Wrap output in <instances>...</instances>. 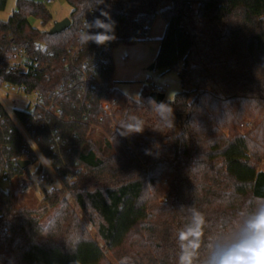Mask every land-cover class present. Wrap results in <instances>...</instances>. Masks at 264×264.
<instances>
[{
    "label": "trees",
    "instance_id": "obj_1",
    "mask_svg": "<svg viewBox=\"0 0 264 264\" xmlns=\"http://www.w3.org/2000/svg\"><path fill=\"white\" fill-rule=\"evenodd\" d=\"M64 1L71 24L58 34L31 24L54 21L46 3L17 0L0 20V86L40 94L14 116L62 185L37 182L43 207L17 208L19 177L40 167L19 165L25 137L0 101V264H111L64 194L119 264H219L251 243L264 214V0ZM159 16L155 69L182 86L160 105L150 84L136 100L113 82L114 49L149 41ZM19 53L26 73L10 68Z\"/></svg>",
    "mask_w": 264,
    "mask_h": 264
},
{
    "label": "rangeland",
    "instance_id": "obj_2",
    "mask_svg": "<svg viewBox=\"0 0 264 264\" xmlns=\"http://www.w3.org/2000/svg\"><path fill=\"white\" fill-rule=\"evenodd\" d=\"M32 1L46 3L47 8L54 17V21L47 26H43L37 19L31 18V24L41 30H50L53 27L54 22L69 18L72 12V8L64 0H53V2L48 3V0ZM16 2L17 0H8L5 11L0 12V20H7L12 15L16 9ZM165 28L166 20L163 16H159L152 26L149 41L130 46L120 45L113 51V60L115 64L114 76L118 81H120V83H116V86L133 99H139L141 90L146 84L154 86L155 90L158 89L163 91L166 96V100H172L174 96L182 90L181 82L176 72H164L162 70L151 69L152 65L156 61L160 48V39L164 35ZM0 99L4 107L10 112H14L15 110L30 111L36 102V97L34 95L26 96L19 89L5 90V93L0 94ZM116 130L120 129L117 128ZM95 136L96 139L101 137L111 139V136L104 133L101 128H96ZM42 159L44 160V158ZM34 168L35 167H32L31 170H34ZM51 173L54 179L52 181L54 190L60 189L62 185L59 178L52 170ZM30 185V191L27 194L17 197L16 206L17 208L39 210L43 207L40 187L38 186L37 181H33ZM2 187L4 190H9L8 184L2 183ZM13 190L16 191L17 189L13 188ZM63 197L74 207L90 236L94 238L101 245V247H103L107 262L111 264H119V261L113 253L106 250L104 247L103 242L97 235L95 226L90 223L87 215L77 207L75 201L70 195L64 194ZM57 208L58 206L48 208V210L43 214L42 222H45L49 217H51Z\"/></svg>",
    "mask_w": 264,
    "mask_h": 264
},
{
    "label": "built area",
    "instance_id": "obj_3",
    "mask_svg": "<svg viewBox=\"0 0 264 264\" xmlns=\"http://www.w3.org/2000/svg\"><path fill=\"white\" fill-rule=\"evenodd\" d=\"M48 2H53V0H48ZM30 65H31V62H29V60H27L26 57L22 53H19L18 55L14 56V59L10 63V68L11 69H17L21 73H26L27 69ZM8 89H12V90L19 89L26 96L34 95L36 97V102L34 103L32 109H34L35 107H39V106L43 105V100H42V98L38 92H33L31 94H28L25 87H16V86L4 84V85L0 86V94L5 93V90H8ZM0 101H1V99H0ZM102 108L104 110V114L108 115L113 120V116L117 112V109L113 108L112 105L109 103L102 104ZM46 110L52 111V110H50V108H47ZM10 113L13 115L14 119L19 124V121L14 116V112H10ZM60 113H61V111L57 110V109L54 112V114L57 116ZM20 128H21V131L25 137V141H24V144L22 146V154L20 156L19 162L20 161H29L30 164L27 167H29L30 169L32 167L36 168L37 167L36 165L38 164L40 169H39L36 180H33L26 175H21L19 177V186H18L17 190L15 191V195L17 197H20L21 195L27 194L30 191V187H31L30 184L33 183V181L43 183V184L48 186L49 190H54V187L52 186V181L54 179H53L51 170L56 175L55 171L51 168L50 164L47 161L42 159L43 156H42L41 152L39 151L35 141L29 135L28 131L24 127H22L21 125H20ZM112 128L114 130H116L117 128L120 129L116 124H114L112 126ZM33 161H35V164L34 163L32 164ZM76 180H77V178L74 176H70L67 179L68 182H75ZM2 182L9 185L10 180H9V177L7 174H5L2 177Z\"/></svg>",
    "mask_w": 264,
    "mask_h": 264
},
{
    "label": "clouds",
    "instance_id": "obj_4",
    "mask_svg": "<svg viewBox=\"0 0 264 264\" xmlns=\"http://www.w3.org/2000/svg\"><path fill=\"white\" fill-rule=\"evenodd\" d=\"M253 227L257 231L255 239L221 258L219 264H264V214L259 216Z\"/></svg>",
    "mask_w": 264,
    "mask_h": 264
},
{
    "label": "water",
    "instance_id": "obj_5",
    "mask_svg": "<svg viewBox=\"0 0 264 264\" xmlns=\"http://www.w3.org/2000/svg\"><path fill=\"white\" fill-rule=\"evenodd\" d=\"M71 24V21L69 18H66L62 21H56L54 22L53 24V27L50 29V34H58V33H61L63 31H65ZM155 63L152 65L151 69L152 70H155ZM151 98L154 100L155 103H157L158 105L162 104L163 101L165 100V94L161 93V92H153L151 94ZM30 164L29 161H20L19 162V165L22 167V168H26L28 165Z\"/></svg>",
    "mask_w": 264,
    "mask_h": 264
},
{
    "label": "crops",
    "instance_id": "obj_6",
    "mask_svg": "<svg viewBox=\"0 0 264 264\" xmlns=\"http://www.w3.org/2000/svg\"><path fill=\"white\" fill-rule=\"evenodd\" d=\"M113 82H114V84H115V86H116V83H120V81H118L116 78H115V76H114V78H113ZM117 87V86H116ZM155 92L156 91H159V92H161L160 90H154ZM164 94V93H163ZM165 99H166V96H165Z\"/></svg>",
    "mask_w": 264,
    "mask_h": 264
}]
</instances>
